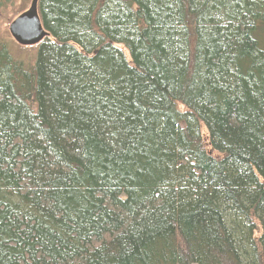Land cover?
Masks as SVG:
<instances>
[{
    "label": "trees",
    "instance_id": "1",
    "mask_svg": "<svg viewBox=\"0 0 264 264\" xmlns=\"http://www.w3.org/2000/svg\"><path fill=\"white\" fill-rule=\"evenodd\" d=\"M39 13L33 59L0 27V264H264V0Z\"/></svg>",
    "mask_w": 264,
    "mask_h": 264
},
{
    "label": "water",
    "instance_id": "2",
    "mask_svg": "<svg viewBox=\"0 0 264 264\" xmlns=\"http://www.w3.org/2000/svg\"><path fill=\"white\" fill-rule=\"evenodd\" d=\"M39 2L40 0H32L30 7L10 24L11 36L22 46L38 45L50 35L42 23Z\"/></svg>",
    "mask_w": 264,
    "mask_h": 264
},
{
    "label": "rangeland",
    "instance_id": "3",
    "mask_svg": "<svg viewBox=\"0 0 264 264\" xmlns=\"http://www.w3.org/2000/svg\"><path fill=\"white\" fill-rule=\"evenodd\" d=\"M31 1L32 0H28L27 3H24V2H21L20 0H17L15 3L8 5L5 9H2L0 11L1 31L5 33L6 35H8L10 40L12 41L14 40L9 31L11 22L30 7ZM14 41L12 42L14 44L13 50H14V54L17 57L33 59L34 54L36 52V47H35L36 45L35 46H22L20 44L17 45Z\"/></svg>",
    "mask_w": 264,
    "mask_h": 264
}]
</instances>
